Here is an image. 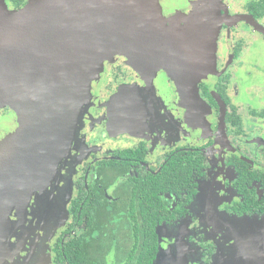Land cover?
<instances>
[{
  "label": "flooded vegetation",
  "instance_id": "flooded-vegetation-1",
  "mask_svg": "<svg viewBox=\"0 0 264 264\" xmlns=\"http://www.w3.org/2000/svg\"><path fill=\"white\" fill-rule=\"evenodd\" d=\"M146 4L131 17L139 48L108 44L80 109L47 124L0 103V264H237L264 251L229 221L264 224V0ZM214 16L216 71L192 107L169 48Z\"/></svg>",
  "mask_w": 264,
  "mask_h": 264
},
{
  "label": "water",
  "instance_id": "water-1",
  "mask_svg": "<svg viewBox=\"0 0 264 264\" xmlns=\"http://www.w3.org/2000/svg\"><path fill=\"white\" fill-rule=\"evenodd\" d=\"M104 2L109 8H80L82 0H48L19 14H9L11 21L0 23V103L17 99L20 110L22 105L30 110L36 107L32 117L47 124L62 111L80 109L87 97L85 91L89 94L91 87L88 81L82 85L81 73L96 76L94 69L108 44L127 52L139 48L136 37L140 30L131 17L138 4L147 5L146 0H104L100 4L104 6ZM218 26L215 16L197 21L177 43H170V53L177 55L174 68L178 69L182 98L186 95L192 107L202 101L198 81L216 71ZM80 35L86 40H78ZM45 84L49 87L41 89ZM79 85L84 93L77 92ZM59 89L65 90V96ZM36 93L39 97L34 102L31 95ZM44 93L46 100H40ZM25 117L30 116L26 113ZM260 262L264 264L263 257Z\"/></svg>",
  "mask_w": 264,
  "mask_h": 264
},
{
  "label": "rangeland",
  "instance_id": "rangeland-1",
  "mask_svg": "<svg viewBox=\"0 0 264 264\" xmlns=\"http://www.w3.org/2000/svg\"><path fill=\"white\" fill-rule=\"evenodd\" d=\"M32 4L33 3H31L30 5L28 4L29 6L21 8L19 10L10 11L7 9V7L2 2H0V23L7 24L9 21H11L8 19L9 14L12 16L14 14H19L23 11H26L28 8H30L32 6ZM86 27H87V25H86ZM179 34L182 35V32H180ZM78 40H81V41L86 40V37H84L83 35H80L78 37ZM104 54H106V52H104ZM88 75H89V72H88ZM88 75H86V72L81 73L80 81H81L82 85L85 81H88V84H90V85L93 81H95V80L91 79V78H93V76H90L91 74L89 75L90 77ZM48 85H50V87ZM48 85L45 84V86H42L41 89L46 88V87H49V88L53 87L50 82ZM82 88L83 87L81 85H79V87L76 89L77 92H81V93L83 92L84 93V91H82L83 90ZM55 91H57V88H55ZM58 92L62 96H65V93H64L65 90L59 89ZM51 93H52V91H51ZM84 95H85V97L88 96L87 91H85ZM31 96H33L31 98V100L36 102L37 97H39V94L36 93V94H32ZM40 100H46L45 93L40 96ZM10 102H12V104L14 102L16 107L19 106L17 104L19 102V100H17V99L11 100ZM21 108H22V110H25L27 115L30 117L34 116L35 111L37 110L36 107H33L32 110L27 109V107L25 105H22ZM51 110L46 109L45 111L50 112ZM62 112H66V111H62ZM68 124H69V121L66 122L65 124L62 123V129L64 128V130H63L64 132L62 133V137H61V143H62L61 151L63 152L64 155H65V152L67 151V149L71 148L73 137H74V134H72V132H71L72 129L70 127H67V129H66V125L68 126ZM65 148H67V149H65ZM229 221H230L231 227L233 228L234 231H237L242 237L248 239L247 243H248V247H249L250 252L253 249L252 244H256L257 247H259L260 244L262 242H264V232H263L264 231V224L263 223H258L257 221H253L254 222L253 223L248 219V217H238V218L237 217H230ZM230 238H231V236H230ZM257 240H259V241H257ZM221 248H222V251L224 253L225 252L227 253V252L231 251V249L233 248V245L230 246V245H228V243L223 242V243H221ZM254 251H255L254 254L248 255V257H247L248 251L243 252V254L240 255L239 258L236 260V263L237 264H252L253 260H255L258 263V258H261V259H262V257L264 258V251L262 252L261 248L255 247ZM261 259H259V261ZM253 264H254V262H253Z\"/></svg>",
  "mask_w": 264,
  "mask_h": 264
}]
</instances>
